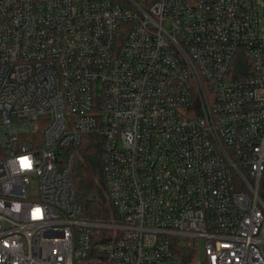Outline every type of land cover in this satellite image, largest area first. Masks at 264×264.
Here are the masks:
<instances>
[{"label":"built area","instance_id":"obj_1","mask_svg":"<svg viewBox=\"0 0 264 264\" xmlns=\"http://www.w3.org/2000/svg\"><path fill=\"white\" fill-rule=\"evenodd\" d=\"M0 264H264V0H0Z\"/></svg>","mask_w":264,"mask_h":264},{"label":"trees","instance_id":"obj_2","mask_svg":"<svg viewBox=\"0 0 264 264\" xmlns=\"http://www.w3.org/2000/svg\"><path fill=\"white\" fill-rule=\"evenodd\" d=\"M73 178L85 218L109 221L115 217L107 196L103 173V143L100 137L91 134L83 137L76 156Z\"/></svg>","mask_w":264,"mask_h":264}]
</instances>
